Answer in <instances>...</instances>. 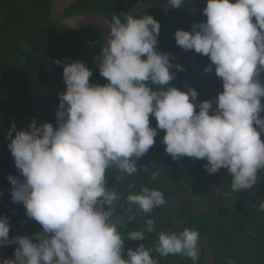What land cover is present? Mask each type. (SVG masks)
I'll use <instances>...</instances> for the list:
<instances>
[{
	"label": "clouds",
	"instance_id": "obj_1",
	"mask_svg": "<svg viewBox=\"0 0 264 264\" xmlns=\"http://www.w3.org/2000/svg\"><path fill=\"white\" fill-rule=\"evenodd\" d=\"M188 2L165 0L162 11L180 10ZM201 14L205 20L177 29L174 40L185 52L208 58L201 71L222 82L213 98L200 100L198 89L187 81L182 87L172 84L188 69L173 53L159 50V20L124 12L106 20L107 35L95 57L107 83H92L86 63H67L56 126H38L35 118L26 129L12 124L6 138L19 176L7 177L11 200L23 205L26 217L41 230L10 238L9 217L0 215V248L18 245L14 258L0 257V264H159L153 252L198 264L196 229L160 231L154 248L142 242L156 232L153 218L140 230L121 231L166 200L157 188L145 185L128 193L126 207L120 205L121 194L109 186L108 170L138 173V162L162 130L166 154L174 161H205L211 176L226 171L232 193L264 180V0H206ZM158 175L153 172L152 180ZM118 206L123 215L117 214ZM259 209L264 211V199ZM126 241L141 243L125 249Z\"/></svg>",
	"mask_w": 264,
	"mask_h": 264
},
{
	"label": "trees",
	"instance_id": "obj_2",
	"mask_svg": "<svg viewBox=\"0 0 264 264\" xmlns=\"http://www.w3.org/2000/svg\"><path fill=\"white\" fill-rule=\"evenodd\" d=\"M139 0H77L67 11L68 15L79 13H96L104 15L109 21L117 14L130 12ZM52 0H0V215H7L11 224L10 238L15 235H31L41 230V226L26 217V210L21 204L13 203L10 190L12 185L8 175L19 176L14 165V158L8 148L10 142L6 137L8 130L15 123L18 130L26 129L35 118L39 126L52 122L56 126L55 112L59 104V93L66 89L63 81L65 64L80 60L92 70V83L105 84L100 76L95 57L103 44L101 29L91 26L83 30L69 31L59 28L51 16ZM191 0L185 5H190ZM196 11L187 7L180 10L162 11L164 0H152L141 15L150 14L161 23L159 49L167 50L174 55L183 50L176 46L174 33L177 29L188 30L192 23L206 19L201 10L206 0L195 2ZM193 10L194 8L191 7ZM123 19V16H121ZM92 41L97 43L92 44ZM194 54V67L203 70L210 61L207 57ZM60 60L62 64H56ZM188 71L178 73L172 81L176 87H182L187 81L200 92L199 99H211L222 90V82L214 73L208 77H199L189 71L187 60L180 61ZM264 103V100H262ZM264 115V113H262ZM156 126V121L151 122ZM161 130L156 138L157 143L138 162L140 171L132 176L120 173L115 168L108 170L109 186L121 194L120 205H125L124 198L130 191L138 193L142 186L157 188L164 194L167 188L170 195H175L190 186L197 197L199 207L213 204L217 200L209 192L220 176H211L204 170L205 161L182 157L174 161L165 153L160 142L164 136ZM15 133H13V136ZM264 140V138H263ZM153 172L158 173L157 180H152ZM264 176V172L261 173ZM119 176L120 179H116ZM165 177V180L161 178ZM134 185L129 188V185ZM264 194V180L254 186ZM222 191L232 192L231 177L227 176L222 184ZM261 199L250 194L232 198L227 206L218 212L195 215L187 203L174 205L173 210L184 228L196 229L200 237L211 246L216 264H264V211H260ZM126 207V205H125ZM117 214L123 215L118 206ZM151 217L156 221V232L146 234L147 248H154L157 233H172V223L165 212L164 205L148 214H138L136 219L121 231L127 234L130 230H140L145 220ZM141 241H126L125 249L135 248ZM18 245L12 244L0 248V257L14 258L13 253ZM159 264H192L183 256L158 257ZM198 264H206L204 250L199 247Z\"/></svg>",
	"mask_w": 264,
	"mask_h": 264
},
{
	"label": "water",
	"instance_id": "obj_3",
	"mask_svg": "<svg viewBox=\"0 0 264 264\" xmlns=\"http://www.w3.org/2000/svg\"><path fill=\"white\" fill-rule=\"evenodd\" d=\"M77 0H52L51 2V16L54 21V23L59 27L63 28L69 31H78L83 30L91 26H97L101 29L102 37L104 40V32L105 35H107L108 27H107V21H109L104 15L102 14H96V13H79V14H73L68 15L66 11L76 2ZM198 0H191L190 5H184L183 7H187L190 11L195 12L196 6L195 2ZM152 2V0H139L138 3L131 9L130 12L134 16H138L142 14V12L149 6V4ZM165 3V0H164ZM191 7L194 9L192 10ZM170 9V7L168 8ZM70 21V23H66ZM74 24L76 27H72L71 25ZM161 51H166L164 49H159ZM174 55V54H173ZM174 59L176 62H180L183 60H187L189 71L199 77H206L210 74H204L203 71L197 70L194 67V54L192 52H185L184 50L174 55ZM262 140L264 138V134L261 136ZM228 176L227 172L224 171L222 175L219 178L218 183L212 187L209 186V192L217 199V203L206 205L199 207L197 205V197L196 195L190 190V186L187 188H184L182 191L175 195H170V189L169 186L164 183L161 186H165L167 188V195H166V204L164 205L165 212L167 216L169 217L171 223L173 232H176L177 234L182 231L181 225L179 223V220L173 210L174 205L186 202L189 210L191 213L195 215H204L206 213H213L218 212L225 208L229 201L232 198L235 197H243L248 194L251 196L258 198V199H264V194L258 193L255 188L244 190L240 193H232V192H222L221 187L225 180V178ZM162 180H165V177L161 178ZM199 247H201L204 250L205 254V262L206 264H216L214 252L209 245V243L200 237L198 239Z\"/></svg>",
	"mask_w": 264,
	"mask_h": 264
},
{
	"label": "flooded vegetation",
	"instance_id": "obj_4",
	"mask_svg": "<svg viewBox=\"0 0 264 264\" xmlns=\"http://www.w3.org/2000/svg\"><path fill=\"white\" fill-rule=\"evenodd\" d=\"M221 188H222V187H221ZM221 191H222V190H221ZM222 192H226V191H222ZM215 199H216V198H215ZM216 200H217V199H216ZM214 203H217V201H216V202H214ZM214 203H213V204H214Z\"/></svg>",
	"mask_w": 264,
	"mask_h": 264
}]
</instances>
